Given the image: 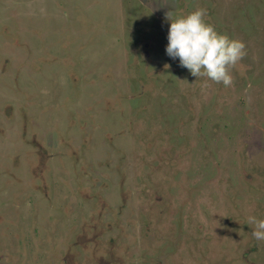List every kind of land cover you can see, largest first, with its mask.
<instances>
[{"label": "rangeland", "instance_id": "obj_1", "mask_svg": "<svg viewBox=\"0 0 264 264\" xmlns=\"http://www.w3.org/2000/svg\"><path fill=\"white\" fill-rule=\"evenodd\" d=\"M197 8L219 33L235 22L240 63L263 73L264 0H0V264L236 261L247 236L218 247L214 204L233 180L212 178L198 128L238 88L167 67L169 18ZM51 30L53 62L31 70L25 42Z\"/></svg>", "mask_w": 264, "mask_h": 264}, {"label": "flooded vegetation", "instance_id": "obj_2", "mask_svg": "<svg viewBox=\"0 0 264 264\" xmlns=\"http://www.w3.org/2000/svg\"><path fill=\"white\" fill-rule=\"evenodd\" d=\"M204 20L206 22L208 19L204 17ZM231 24L236 25L235 22L228 21L224 22V25H221L219 28L221 30H228V36L230 38H232L230 29L233 27L230 26ZM248 24L249 26L251 25L250 23ZM51 32L52 30L50 32L42 31L41 33H35L40 35L39 40L41 46L38 50H34L29 43L25 42V63L30 65L31 70L35 69V66H42L46 60L47 64L50 61L53 62L49 57L55 56L51 53V49L57 46L55 44L59 43V37L55 38L53 41L51 40L48 45H46L44 41L49 40L50 34L54 38L55 34ZM0 44H2V41ZM46 56L47 59L43 58ZM171 61L172 64L167 65L171 75L175 76V73L179 71L185 73L187 81L189 79H195V83L203 82L201 79H197L199 77L191 75L186 68L181 67L178 63V58L172 59ZM240 61L242 60H239L236 65L232 67L233 77L235 79L237 78L235 84L229 87L223 84L222 86L220 85V87H222L220 96H224L226 94L225 92L229 95L232 89L238 88L235 92L232 91L233 96L230 97L229 95V99H235V105L232 106L230 112L227 113L228 103H224L219 108L222 111L220 122H218L220 124L211 119V128L208 127L210 120L208 112L200 122L198 133L202 134L199 135V138L204 142V149L216 155L212 165L215 170L212 178L217 180L222 177L231 178V180H233L227 190L223 194L217 196L216 202L214 203L215 206H219L222 214V221L219 228L221 230L227 229V233L218 244V247H223L231 243L233 245L234 240L238 239V236L242 233L244 237L247 236L242 245H235L236 249L237 247L239 248L236 261L226 259L228 262L225 263L264 264V260L257 261L259 253L264 255V240H260L261 242L258 243V240L252 237L249 224L246 223L249 216L264 218V86L262 83L258 86L254 84V80L256 79L257 81L258 77H263L264 81V71L263 73L256 72L251 64H249L250 68H247L244 66V63L242 65ZM174 81L176 82V79H174ZM243 83L246 84L245 88L241 87ZM255 88H257V90ZM259 88L260 90H258ZM219 109L218 111H220ZM211 142H213L212 146ZM192 150H194V148ZM221 154L223 158L219 156ZM225 165L226 170H224ZM221 170L229 175L222 176ZM234 178H237L243 185H241V187H235L233 184ZM209 193L213 195L211 191H209ZM240 195L243 196L245 200H241V198H239ZM258 201L259 203H257ZM240 204L241 207L239 206ZM258 205L260 207L259 212L256 210ZM247 206L250 211L249 215L244 213ZM214 210L216 212L218 211L217 209ZM232 227L237 230L234 235H232V233L228 234L229 229Z\"/></svg>", "mask_w": 264, "mask_h": 264}, {"label": "clouds", "instance_id": "obj_3", "mask_svg": "<svg viewBox=\"0 0 264 264\" xmlns=\"http://www.w3.org/2000/svg\"><path fill=\"white\" fill-rule=\"evenodd\" d=\"M205 16L206 9L197 8L169 18L165 52L172 59L178 58L179 65L191 75L227 87L233 80L230 69L246 54L245 45L239 39L217 32L205 22ZM246 223L252 226L253 238L264 240V218L249 216Z\"/></svg>", "mask_w": 264, "mask_h": 264}]
</instances>
